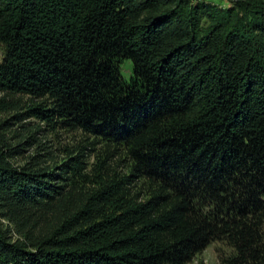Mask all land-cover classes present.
Masks as SVG:
<instances>
[{"label": "trees", "instance_id": "1", "mask_svg": "<svg viewBox=\"0 0 264 264\" xmlns=\"http://www.w3.org/2000/svg\"><path fill=\"white\" fill-rule=\"evenodd\" d=\"M0 45V112L43 100L132 162L16 166L0 130V264H264V0H0Z\"/></svg>", "mask_w": 264, "mask_h": 264}, {"label": "rangeland", "instance_id": "2", "mask_svg": "<svg viewBox=\"0 0 264 264\" xmlns=\"http://www.w3.org/2000/svg\"><path fill=\"white\" fill-rule=\"evenodd\" d=\"M195 1V0H193ZM221 7H227L232 0H205ZM3 47L0 45V58ZM132 64L125 59L120 64L121 76L128 80L131 74ZM3 96L0 93V97ZM20 106L14 109L0 112V129L9 144L18 146L21 152L17 153L12 162L16 166H22L29 161V157L37 156L42 165L55 166L61 164L69 155H77L82 152L85 161V171L92 173V165L98 158H105L111 172L118 175H129L132 162L120 146L105 144L99 138L84 134L79 129H62L52 127L27 112V106L32 102L28 96L16 95ZM9 98V97H8ZM22 144V145H19ZM131 191L139 199H145L149 192L148 183L143 178H133ZM4 226L7 222H2ZM264 231V225H263ZM233 248L224 240H214L203 250L198 252L187 264H225V259L232 255Z\"/></svg>", "mask_w": 264, "mask_h": 264}]
</instances>
